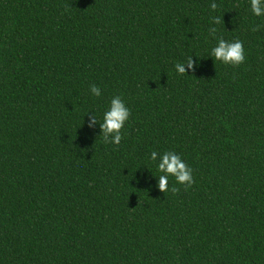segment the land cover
<instances>
[{
  "label": "trees",
  "instance_id": "16d2710c",
  "mask_svg": "<svg viewBox=\"0 0 264 264\" xmlns=\"http://www.w3.org/2000/svg\"><path fill=\"white\" fill-rule=\"evenodd\" d=\"M218 38L245 61L209 57ZM113 96L131 110L120 145L88 127ZM152 151L180 155L193 183L161 191ZM0 264H264L250 0H0Z\"/></svg>",
  "mask_w": 264,
  "mask_h": 264
},
{
  "label": "clouds",
  "instance_id": "9594fccd",
  "mask_svg": "<svg viewBox=\"0 0 264 264\" xmlns=\"http://www.w3.org/2000/svg\"><path fill=\"white\" fill-rule=\"evenodd\" d=\"M251 12L254 16H264V0H250ZM217 8L216 3L211 4V9L214 11ZM220 18L215 17L214 23H219ZM254 31L257 29H253ZM210 34L215 38L216 29H210ZM209 57L215 61H220L224 64L239 65L245 61V49L243 42L236 40L233 42L226 41L223 38L216 39L208 53ZM178 75L187 74V70H193L194 65L192 58L188 61H181L174 65ZM90 95L93 97H101L102 91L100 87L93 84L90 86ZM88 127L93 129L97 124L100 128V135L107 143L120 145L123 137L122 130L128 122L131 110L120 96H113L108 102V106L102 114V120L98 119L97 115L89 113ZM150 160L155 163L158 173L154 176L158 180V188L161 191L168 189L169 177L175 178L179 184L191 185L193 183L192 169L188 166L183 158L174 151H165L160 153L152 151ZM175 190V189H174Z\"/></svg>",
  "mask_w": 264,
  "mask_h": 264
}]
</instances>
